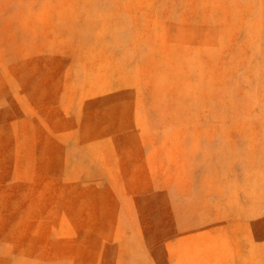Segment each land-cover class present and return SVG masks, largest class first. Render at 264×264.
Segmentation results:
<instances>
[{
	"label": "rangeland",
	"instance_id": "obj_1",
	"mask_svg": "<svg viewBox=\"0 0 264 264\" xmlns=\"http://www.w3.org/2000/svg\"><path fill=\"white\" fill-rule=\"evenodd\" d=\"M0 264H264V0H0Z\"/></svg>",
	"mask_w": 264,
	"mask_h": 264
}]
</instances>
